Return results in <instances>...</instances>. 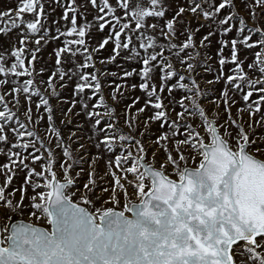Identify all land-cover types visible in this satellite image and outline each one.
Wrapping results in <instances>:
<instances>
[{
  "label": "snow or ice",
  "instance_id": "obj_1",
  "mask_svg": "<svg viewBox=\"0 0 264 264\" xmlns=\"http://www.w3.org/2000/svg\"><path fill=\"white\" fill-rule=\"evenodd\" d=\"M51 3L62 8L55 35L45 0L0 10V35L20 30L0 51V264H264V0H239L247 18L237 0ZM93 30H107L95 46ZM61 37L55 71L38 81V54ZM242 49L259 50L246 64ZM70 83L63 98L58 88ZM215 85L210 112L203 101ZM237 93L244 105L233 116ZM18 172L23 181L12 187ZM26 210L28 221L15 219Z\"/></svg>",
  "mask_w": 264,
  "mask_h": 264
},
{
  "label": "rangeland",
  "instance_id": "obj_2",
  "mask_svg": "<svg viewBox=\"0 0 264 264\" xmlns=\"http://www.w3.org/2000/svg\"><path fill=\"white\" fill-rule=\"evenodd\" d=\"M63 2L66 3L67 0H63ZM77 2L81 3L82 0H77ZM111 2L115 6L116 0H111ZM135 2H136V0H133V4H135ZM144 2H145V0H141V3H144ZM15 6H16V0H0V10H6V9H8L10 7L14 8ZM172 7L175 8V4H173ZM237 7L241 10V15H243L245 18H247L248 13H247V11L243 10L242 5L239 4V0H237ZM53 8H55L54 12H53ZM45 10L49 14L48 19L45 21V25L49 29L50 35H55L56 34L55 33L56 25L53 23V20H59L60 16L62 15V8L58 7L55 4H52L51 0H45ZM89 12H90V14L87 16V19L89 21H92L93 16L96 15V12L93 9H91L90 6H89ZM117 14L120 15V16H123V11L118 9L117 10ZM170 15H171V13H169V17H170ZM29 18H31V17H26V19H29ZM65 23L66 22H64V21H60L61 30H64ZM148 23L163 24V20H156V19L150 18V19H148ZM233 23H237V22L233 21ZM250 26H254V25L250 22ZM19 31L20 30H13V32H11V33H9L7 35H0V51H3L5 49H9L10 50V48L13 45L14 41L18 37ZM105 35H107V30L103 34L93 30L92 39L90 41L91 45L95 46L97 41L100 40L102 38V36H105ZM202 35H203V32L200 33L197 36V40H199L200 36H202ZM233 36H234V33L230 34L227 38L231 39V38H233ZM255 38L256 37L254 36L253 39H255ZM63 39L64 38L61 37L60 40H51V41H49L45 45V47L42 49L41 53L38 54L40 59L37 61L36 65H35L36 69L37 70H39L40 68H44L45 69V72H44L43 76H38L37 77L38 81L40 79L46 80L48 75H50L52 71H55V59L56 58H55V55H54V49L62 46ZM216 40H217L216 37L212 38V46H211V48H209L207 50L209 55H213L215 53V51H216V48H217ZM16 46H19V45L17 44ZM29 47H34V45L30 44ZM258 50L259 49H252V50L242 49L241 52H240V58L241 59L247 58L246 64L247 63H251L253 61V59H254L255 52L258 51ZM110 53H111V45L108 46L107 50H103L100 53H98L97 56L100 57V58L107 57ZM229 55H230V52L228 50H225V56H229ZM76 59H77V61H81V57H79V56ZM119 63L123 64V68L128 69V70H131L132 67H139V65L128 63V62L119 61ZM246 64H245V68H246ZM212 65H213L214 68L218 67V65L216 64L215 60L212 61ZM65 66L68 67V66H71V65L68 64V65H65ZM105 67L107 68L108 71H120L121 70L120 68L117 67L116 64L105 66V65L99 64V62L97 60V68H100V69L103 70ZM231 67H232L231 65L226 66L225 71H228L229 68H231ZM246 70H247V68H246ZM201 75L204 76L205 81L207 79H211L212 78L211 74H207L206 75V74L203 73L202 70H201ZM19 79L22 82L23 79H25V78H19ZM132 82H135V80H130L129 81V83H132ZM201 84H202V87L206 88V89H211L213 87L211 85H207L204 81H202ZM11 87H12V85L6 86L4 91L9 90ZM221 87H222V85H215L214 92L212 93V95H210L208 97V99L203 101L204 106L210 112L215 107V105L210 104L208 102V100L212 99L213 96L214 97H219ZM72 88H73V84L70 83L67 88H65V89H59L58 88V90L61 92V96L63 98H70L72 96ZM110 91H111L110 89L106 88L105 89V96H108ZM133 95L139 96V95H141V93L139 91H137ZM175 95L177 96V98H179L181 93L180 92H176ZM230 95H231V93H230ZM240 96H241L240 93H237L234 96V99L237 101V104H236L235 107L232 108L233 116L236 115L237 108L242 107L244 105V102L242 101ZM122 99H123V103H121L118 106V111H121L123 109V106H124L125 103H130L131 102V97L130 96H126V97H124ZM252 99H256V96H253ZM23 102H24L23 101V97H21V103H23ZM52 103L57 108L66 109L69 106L67 104H58L55 99L52 101ZM109 103H112V101L109 100ZM32 107H33V110L35 111V104H33ZM77 110H78V108H77ZM179 110L180 109L177 108V111H179ZM220 111L223 114V106H221ZM23 112H24V108H21L20 112H19V118L22 121L24 120ZM173 118H174V116H173ZM60 119H61V114H60L59 111H57V113H56L57 125H59ZM244 119L245 120L248 119L247 113H244ZM256 119H259V116H257ZM80 122H82V118H77V119L74 120L73 125H70L69 128H64L63 131H64L65 137H67L69 130L74 129L75 125L77 123H80ZM120 124L123 125V117L122 116L120 118ZM43 127H44V125H41V127H40L41 133H43ZM61 127H63V126H61ZM126 130L127 129H125V131ZM262 131H264V130H262ZM9 139L14 141V137L12 136V134L10 132H9ZM0 147H5V146L4 145H0ZM93 151H95V150L93 149ZM6 162H7V157L4 156V155H0V164L6 163ZM32 167L36 168L37 171L40 170L39 164H34V165H32ZM84 167L87 168V165H84ZM100 169H101V174H102L103 170H104L103 162H101V164H100ZM18 177H19L18 179H14L12 187H18L22 183L23 177H24V173L23 172H18ZM3 179H4V177L0 176V183L3 182ZM102 186H104V185H102ZM9 191H11V188L9 189ZM28 194H29V196L32 195L31 189H29V193ZM97 194H100L99 190H98ZM16 199H19V193H17ZM25 203H28V202L25 201ZM15 217L23 218L26 221H28L29 213L26 210L23 214H16ZM31 222L32 223H36V224H41V225H47L46 220L37 221V220H35L33 218Z\"/></svg>",
  "mask_w": 264,
  "mask_h": 264
},
{
  "label": "water",
  "instance_id": "obj_3",
  "mask_svg": "<svg viewBox=\"0 0 264 264\" xmlns=\"http://www.w3.org/2000/svg\"><path fill=\"white\" fill-rule=\"evenodd\" d=\"M15 219H23V218L15 217ZM23 220L26 221L25 219H23ZM34 224H36V223H34ZM38 225L46 227V228L49 227L48 225H41V224H38Z\"/></svg>",
  "mask_w": 264,
  "mask_h": 264
}]
</instances>
